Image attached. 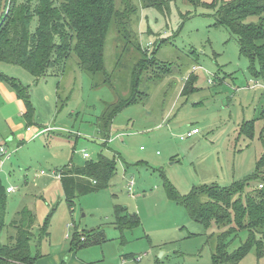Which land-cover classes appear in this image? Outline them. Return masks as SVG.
Segmentation results:
<instances>
[{"label":"rangeland","instance_id":"obj_1","mask_svg":"<svg viewBox=\"0 0 264 264\" xmlns=\"http://www.w3.org/2000/svg\"><path fill=\"white\" fill-rule=\"evenodd\" d=\"M166 1L168 11L143 9L139 0H131L136 10L131 15L132 30L140 46L148 54L155 49L157 60L166 63L169 72L152 78L154 67L145 70L139 85L141 100L117 113L107 131L109 138L98 132L97 121L105 105L126 94L120 76L128 78V73L122 66L115 70V88L111 89L93 87L74 53L63 72H50L39 80L18 66L0 63L1 73L11 79L17 76L19 84L28 89L36 109L35 122L18 115L13 118L20 124L17 134L25 145L0 170L3 187L14 190L6 194L5 224L25 206H37L39 223L54 209L52 218L62 214L67 218V235L75 229L103 232L105 244L84 249L94 264H223L212 261L210 232L170 199L166 184L186 196L195 188H226L251 176L264 150V138H259L264 119H256L264 110V90L251 89L248 60L238 53L236 39L216 25L221 2L231 0H200L201 6L186 0ZM110 32L104 52L107 71L113 70L118 48ZM192 75L195 90L181 94ZM1 87L12 91L9 82L0 78ZM5 97L0 89V109L6 106V114H13ZM20 101L26 112L25 102ZM251 120H255L253 138L239 136V125ZM44 126L54 129L29 139ZM194 126L200 132L181 140ZM0 137L6 141V136ZM82 152L88 154L87 159L99 153L114 157L116 172L108 188L76 198L68 211L58 189L54 191L53 186L46 194L43 190L46 179L68 163L82 165L87 160ZM41 171L45 176L36 177ZM130 178L134 180L132 191H128ZM114 206L137 214L140 226L118 229ZM5 232L6 228L0 239ZM246 236V231L239 232L227 252L237 249ZM238 264H264V255L258 257L252 249Z\"/></svg>","mask_w":264,"mask_h":264},{"label":"trees","instance_id":"obj_2","mask_svg":"<svg viewBox=\"0 0 264 264\" xmlns=\"http://www.w3.org/2000/svg\"><path fill=\"white\" fill-rule=\"evenodd\" d=\"M186 1L201 6L200 0ZM139 3L143 9L169 10L168 1L165 4L163 0H139ZM135 11L131 0H8L7 14L0 21V63L18 66L39 80L48 71L63 72L69 56L74 53L79 69L90 77L93 87L106 85L111 89L115 88V70L122 66L128 73V78L120 76L126 94L118 95L114 103L105 105L97 121L98 132L109 138L107 131L117 113L141 100L143 92L139 85L145 70L154 67L152 78L169 72L168 65L157 60L155 49L148 54L140 46L132 30L131 15ZM32 22H36L33 29ZM215 22L236 39L238 53L248 60L251 79L264 82V0L222 1ZM109 32L113 33L118 48H115L113 70L107 71L104 52ZM0 78L9 82L17 97L25 102V117L30 122L34 109L28 89L3 74ZM193 80V75L186 80L181 94L195 90L191 85ZM260 114L256 119H264V111ZM254 121L242 122L238 135L252 139ZM259 138H264V125ZM115 172L114 157L103 153L80 166L68 164L62 168L59 180L69 210L76 198L108 188ZM166 186L170 199L185 207L190 219L210 232L207 238L213 263L238 264L252 249L258 257L264 255V150L256 159L251 176L226 188L210 185L179 196L169 184ZM6 193L0 182V235L5 228L7 234L6 242H0V264H34L37 257L32 255L31 241L35 237V214L23 207L5 224ZM113 209L114 225L118 229L140 226L137 214L126 213L121 206ZM51 211L38 230V242L48 237L54 209ZM242 231L247 232V238L237 249L227 252L230 241ZM71 241L73 248L81 249L102 245L106 239L101 230L75 231Z\"/></svg>","mask_w":264,"mask_h":264},{"label":"crops","instance_id":"obj_3","mask_svg":"<svg viewBox=\"0 0 264 264\" xmlns=\"http://www.w3.org/2000/svg\"><path fill=\"white\" fill-rule=\"evenodd\" d=\"M1 72H0V74H3ZM50 72H51V74L58 73L56 71H54V72L48 71L47 74L43 78L48 76ZM3 75L7 78L10 77V75L9 76H6L5 74H3ZM55 76H58V75L55 74ZM15 79L18 80L17 76H15ZM56 87H57V85H56ZM0 89L2 90V92H4L6 94V97H5L6 104L10 105L11 110L14 111L13 114L10 113L8 115V114H6V110H5L6 106L3 108V110L0 109V135L6 136V141H5L6 147L11 152V157H12V154L15 153V151L18 148H20L22 145H25L19 139L22 136L17 134L18 129H20V124L15 123V120L13 119L14 117H17L16 115H18L25 120L26 119L25 113H24L25 108H24L22 102L20 101L22 99L17 97L16 91L14 89L10 88L9 90H12V91H9V92L8 91L5 92L6 90H3L4 88H2V87ZM27 93H28L30 102L33 105V109H34L33 116L31 118L30 122H35V118H34V115L36 113L35 105L32 102V96L29 95L30 94L29 91ZM44 99L46 100L47 97H44ZM9 112H10V110H9ZM36 119H38V118H36ZM194 128H197V127L194 126L192 129H194ZM52 129H54V128L44 126L38 132L33 133V134L31 133L32 137H29V139L33 140V139H36L38 137H41V135H43L45 133H50L52 131ZM97 129H98V125H97ZM26 131L29 132L30 128L27 127ZM199 132H200V130H199ZM28 143H30V142H28ZM10 145H12V146H10ZM82 153H83V155L86 154L84 152H82ZM9 162H10V160L5 162L2 166H7V163H9ZM68 164H71V163H68ZM41 172H44V171H41ZM41 172L39 174H37L36 177L41 178L42 176H45L44 173L41 175ZM52 177L50 179H46L47 184L43 190L44 194H46L51 189V187L54 186V191H57V189H58L60 191V193L63 195L61 180H59V173L57 175H53ZM54 180H56V181H54ZM130 181H134L133 178H130L128 180L127 184ZM58 183H60V184H58ZM133 186H134V182H133ZM7 188H11V187H7ZM7 188L5 190H7ZM132 188H131V191H132ZM12 192H14V190L11 191V193ZM11 193H6V194L10 195ZM50 198H51V196H50ZM65 204H66V202H65ZM25 207H28L31 211L34 212L35 220H36V223L33 226L34 227L33 232L35 233L34 234L35 237L31 241L32 242L31 243L32 255L37 257L34 264H94L91 260H89L87 258L88 257L87 256L88 251H84L85 248H81V249L73 248L71 239H72L75 231H80V230L75 229L71 235H67L66 228L69 227L68 226L69 223H67V218H65V216L63 214H62V216H57L55 218L54 217L52 218L51 222L49 223L48 237L44 238L43 241L38 242L36 239V235L38 234V230L41 228V225L43 224V222H41V223H39V221L37 222V215H36L37 206H35L34 209L31 208L30 206H25ZM66 207H67V205H66ZM38 208H39L38 210L41 211L40 206ZM67 209H68V211H70L68 207H67ZM17 211H15V214ZM113 217H114V212H113ZM73 229H74V226H73ZM82 231H84V230H82ZM6 240H7V234L5 232L3 239L1 238L0 242L3 243V242H6ZM66 240H68L69 242H66ZM98 246H101V245H98Z\"/></svg>","mask_w":264,"mask_h":264},{"label":"built area","instance_id":"obj_4","mask_svg":"<svg viewBox=\"0 0 264 264\" xmlns=\"http://www.w3.org/2000/svg\"><path fill=\"white\" fill-rule=\"evenodd\" d=\"M254 88H261L264 90V82L254 79L252 82V85H251V89H254ZM198 133H199V130L197 128H194L190 131H187L185 134H182L180 136V139L183 140V139L191 138L195 134H198ZM83 157L85 159H87L88 154H84ZM10 158H11V152L8 151L5 141L0 137V169L3 167L2 165L5 162L10 160ZM42 174H43V172H41V175ZM132 187H133V181H130L128 183V191H130ZM11 191H13L12 187L7 188V190H6L7 193H11ZM81 240H82V238H81Z\"/></svg>","mask_w":264,"mask_h":264},{"label":"water","instance_id":"obj_5","mask_svg":"<svg viewBox=\"0 0 264 264\" xmlns=\"http://www.w3.org/2000/svg\"><path fill=\"white\" fill-rule=\"evenodd\" d=\"M8 0H0V21L7 14Z\"/></svg>","mask_w":264,"mask_h":264}]
</instances>
